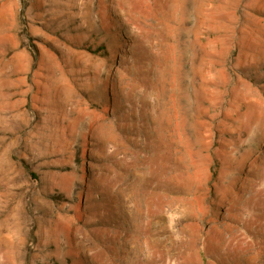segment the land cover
<instances>
[{"label":"rangeland","instance_id":"1","mask_svg":"<svg viewBox=\"0 0 264 264\" xmlns=\"http://www.w3.org/2000/svg\"><path fill=\"white\" fill-rule=\"evenodd\" d=\"M204 258L264 264V0H0V264Z\"/></svg>","mask_w":264,"mask_h":264},{"label":"trees","instance_id":"2","mask_svg":"<svg viewBox=\"0 0 264 264\" xmlns=\"http://www.w3.org/2000/svg\"><path fill=\"white\" fill-rule=\"evenodd\" d=\"M212 173H213V177H214V175H215V171L213 170V172H212ZM206 262H207V259H205V258H204V259H202V264H205Z\"/></svg>","mask_w":264,"mask_h":264}]
</instances>
